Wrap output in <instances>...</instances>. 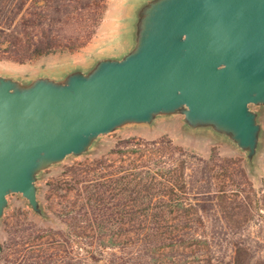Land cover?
Returning a JSON list of instances; mask_svg holds the SVG:
<instances>
[{
  "label": "water",
  "instance_id": "obj_1",
  "mask_svg": "<svg viewBox=\"0 0 264 264\" xmlns=\"http://www.w3.org/2000/svg\"><path fill=\"white\" fill-rule=\"evenodd\" d=\"M128 51L24 79L0 73V220L41 175L100 138L159 118L232 143L254 167L262 142L264 0H142Z\"/></svg>",
  "mask_w": 264,
  "mask_h": 264
},
{
  "label": "trees",
  "instance_id": "obj_2",
  "mask_svg": "<svg viewBox=\"0 0 264 264\" xmlns=\"http://www.w3.org/2000/svg\"><path fill=\"white\" fill-rule=\"evenodd\" d=\"M43 2L31 5L16 22L27 0L16 6L0 0V59L24 64L79 52L92 40L108 10L107 0ZM112 153L126 156L129 162L118 166L99 162L96 168L101 173L93 179L87 178V172L94 169L90 164L67 168L66 173L76 178L71 189L89 183L93 190L83 205L92 217L84 221L72 215L74 233L68 237H79L75 232L82 222L95 227L94 239L101 244L107 239L109 247L121 253L112 254L110 264H264L263 215L259 238L250 232L253 208L258 213L264 210V189L256 192L240 160L223 159L214 151L205 159L162 140H123ZM161 169L166 176L163 186L157 182ZM226 183L236 196L222 190ZM167 196L169 200H160ZM126 206L127 214H114ZM164 206L178 216L163 217ZM112 227L116 230H106ZM10 248L0 243V264H15L10 262Z\"/></svg>",
  "mask_w": 264,
  "mask_h": 264
},
{
  "label": "rangeland",
  "instance_id": "obj_3",
  "mask_svg": "<svg viewBox=\"0 0 264 264\" xmlns=\"http://www.w3.org/2000/svg\"><path fill=\"white\" fill-rule=\"evenodd\" d=\"M19 1L10 0V4L14 2L16 6ZM27 2L16 22L27 13L26 11L31 5L42 6L44 4L43 0H27ZM142 3V0H107L108 10L103 15L96 34L82 50L75 53L42 57L24 64L0 59V73L31 79L43 73L61 74L77 66L88 68L102 56L124 54L131 46L129 23L132 20V10L134 8L138 10ZM254 109L260 113V121L263 126L262 142L254 167L249 166L245 155L235 145L208 132L195 133L189 131L184 126L183 116L178 115L172 118H159L152 127L131 126L118 130L111 135L100 138L90 154L79 158L70 157L61 165L47 170L41 175L38 182V197L44 211V217L34 214L27 201L20 195H12L8 198L9 207L0 220V243L11 246L12 259L10 262L15 264H44L43 262L46 261L51 264H110L112 254H121L118 249L109 247L110 243L107 239L104 244L94 239L97 232L96 228L85 222H82L80 229L75 232H79V237L67 236L71 231L72 234L74 233L73 225L70 226L72 215L81 216L80 219L85 221V219L92 217V212L88 206H83L88 196L91 195L89 183H81L71 189L76 178L73 174L66 173V170L74 165L90 164L94 169L87 172V178L93 179L101 173L96 168L99 162H115L117 166L125 165V162H129V158L112 153L116 145L123 140L170 141L172 146L205 159H208L213 151L217 152L223 159L240 160L245 168L247 178L256 192L264 189V107ZM156 170L158 169L154 171ZM159 172L160 177L157 178V182H161V186H163L166 183L165 171L161 169ZM85 174L83 173V175ZM227 183L229 182L227 181ZM227 183L222 190L228 192L230 196H236ZM91 191L93 192V190ZM160 192L164 194L163 189ZM255 194L253 190L251 199L256 206L257 197ZM167 199L169 200L168 196L160 200L167 201ZM112 204L110 203V205ZM259 207H261L260 204ZM165 208L161 213L163 217L171 219L178 216L177 213L170 214V208ZM107 212L111 213V210ZM127 212L128 207L126 206L125 208L122 207L119 213L114 214L119 217L127 214ZM261 215L264 217V210L258 213V210L253 208L250 232L257 239L259 238V227L263 223ZM106 230L113 232L116 228L112 227ZM162 231L165 232L166 230L163 228ZM45 232L47 235L38 238ZM120 240L124 242V239H119L118 242ZM45 254L52 255V257H47Z\"/></svg>",
  "mask_w": 264,
  "mask_h": 264
},
{
  "label": "crops",
  "instance_id": "obj_4",
  "mask_svg": "<svg viewBox=\"0 0 264 264\" xmlns=\"http://www.w3.org/2000/svg\"><path fill=\"white\" fill-rule=\"evenodd\" d=\"M106 23V22H105ZM122 53H118V54H110V55H108V56H118V55H121Z\"/></svg>",
  "mask_w": 264,
  "mask_h": 264
}]
</instances>
